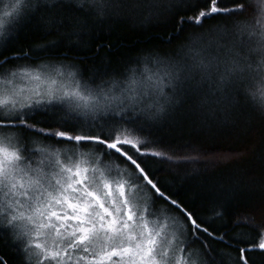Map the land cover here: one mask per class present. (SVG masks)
I'll return each instance as SVG.
<instances>
[{
	"label": "trees",
	"instance_id": "16d2710c",
	"mask_svg": "<svg viewBox=\"0 0 264 264\" xmlns=\"http://www.w3.org/2000/svg\"><path fill=\"white\" fill-rule=\"evenodd\" d=\"M242 2L243 14H215L197 24V13L207 10L208 0H82L81 13L69 17L41 13L27 18L12 38L0 40V53L12 58L4 70L25 67L19 63L25 58L36 63L58 61L91 88L121 84L133 75L139 80L142 69L155 68L157 61L191 64L197 53L226 61L233 59L231 50L251 62V70L244 63L246 71L229 77L227 87H221L215 70L207 79L196 76L193 90L177 92L161 111L153 108L141 115L133 129L150 148L165 154L138 158L165 195L208 229L193 235L198 239L195 250L206 251V262L214 264H240L239 249L264 231V57L256 51L259 34L250 31L258 26L253 22L261 19L264 0ZM233 3L219 0L224 8ZM248 41L240 52L241 42ZM69 115L67 109L49 110L36 120L38 127L53 131L57 125L76 133L108 131L103 121L72 120ZM25 143L60 147L43 138ZM101 147L93 145L89 154L97 155ZM103 160L108 168L132 175L116 156ZM144 192L153 199L147 189ZM155 199L157 209L166 207L176 213L191 233L178 210ZM247 255L249 264H264V252ZM0 259L5 264H23L25 257L0 234Z\"/></svg>",
	"mask_w": 264,
	"mask_h": 264
},
{
	"label": "snow or ice",
	"instance_id": "6c2138e0",
	"mask_svg": "<svg viewBox=\"0 0 264 264\" xmlns=\"http://www.w3.org/2000/svg\"><path fill=\"white\" fill-rule=\"evenodd\" d=\"M81 5L82 0H12L0 10V37L11 35L20 19L41 13L69 17L83 12ZM245 10L242 0H234L229 8L208 0L207 10L198 11L194 22ZM253 23L258 26L250 31L259 34L256 51L264 57V11ZM250 42H241L240 52ZM229 55L233 59L219 61L197 53L191 64L157 61L155 68L144 69L139 80L133 75L123 86L91 88L68 67L6 71L12 58L0 53V232L24 253L25 264H214L206 262V251L198 253L182 240L183 233L171 218L155 207L159 198L180 212L192 235L208 233L191 212L165 195L146 170L139 156L165 154L150 148L133 129L141 115L153 108L161 111L177 92L193 90L196 76L207 79L215 70L223 88L229 77L246 71L244 63L251 70V62L231 50ZM148 72L153 75L145 76ZM64 109L69 119L103 121L108 131L38 127L37 115ZM33 138L54 140L60 147L25 143ZM93 145L102 146L97 155L89 154ZM106 156L121 159L132 175L108 168ZM145 189L152 200L144 198ZM250 251L264 252V231L239 249L240 264H249Z\"/></svg>",
	"mask_w": 264,
	"mask_h": 264
},
{
	"label": "bare ground",
	"instance_id": "6f19581e",
	"mask_svg": "<svg viewBox=\"0 0 264 264\" xmlns=\"http://www.w3.org/2000/svg\"><path fill=\"white\" fill-rule=\"evenodd\" d=\"M9 2H12V0H10ZM8 3V2H7ZM7 3H5V0H0V10L3 8V6L4 5H6ZM27 23V18H23V19H21V20H19V22H18V24H17V26H16V28L15 29H17V28H19L21 25H25ZM16 31V30H15ZM13 32L11 35H8V36H6V38L4 37V39L7 41L9 38H12L14 35H15V33L16 32ZM3 45V44H2ZM1 45V46H2ZM37 61H34V60H32V59H29V58H25L24 60H21V61H19V63L20 64H22V65H24L25 67H21V68H18L17 70H19V69H22V68H38V67H40V68H47L48 67V65H53V66H56V67H60V66H62L63 68H65V67H68L69 68V66H66L65 64H63L62 62H58V61H44V62H38V63H36ZM33 63V64H32ZM145 69V68H144ZM144 69H142V72H144ZM151 76H152V74H151ZM128 83V81L126 82V80H125V82H123V83H121V84H118V83H113V84H111L110 85V87H112L113 85H116V86H123V85H126ZM162 210L166 213V214H168V215H173V216H175L176 218H178L183 224H184V222L182 221V219L178 216V215H176V213H174V212H172L170 209H167L166 207L164 208V207H162ZM185 225V224H184ZM185 228H186V225H185ZM0 234L3 236V237H5L6 239H7V241H8V243L9 244H12V241H11V238H10V236H8V235H6L5 233H3V232H0ZM186 236H187V238H188V240L190 241V244H191V246H192V249L194 250V251H196L195 250V246H196V244L198 243V239H197V237L196 236H193L191 233H188L187 232V228H186ZM13 245V244H12ZM25 257V256H24ZM23 264H25V259H23V262H22ZM5 264V263H4Z\"/></svg>",
	"mask_w": 264,
	"mask_h": 264
},
{
	"label": "rangeland",
	"instance_id": "374dc122",
	"mask_svg": "<svg viewBox=\"0 0 264 264\" xmlns=\"http://www.w3.org/2000/svg\"><path fill=\"white\" fill-rule=\"evenodd\" d=\"M10 0H5V3H7L6 5H4L3 6V8H6L11 2H9ZM2 8V9H3ZM1 9V10H2ZM21 20V19H20ZM3 37H0V40L2 39ZM57 68H60V69H63V67L62 66H60V67H56V66H53V65H48V67L47 68H40V67H38L37 69H46L47 71H49V72H51L53 69H57ZM20 86L21 87H24L25 86V84L24 83H21L20 84ZM28 87H35V84H31V83H29L28 85H27ZM65 151H68V149H64ZM143 196H144V198L145 199H147V200H150V198H149V196L147 195L146 196V193L144 192L143 193ZM159 210V209H158ZM159 213H161V214H164V215H166V216H168V217H170L171 218V220H172V222L174 223V225L176 226V228L178 229V232H182L183 233V235L181 236V239L182 240H184L186 243H190V241L188 240V238H187V236H186V228H185V225L178 219V218H176L175 216H173V215H168V214H166L162 209H160L159 210ZM192 247V246H191Z\"/></svg>",
	"mask_w": 264,
	"mask_h": 264
}]
</instances>
